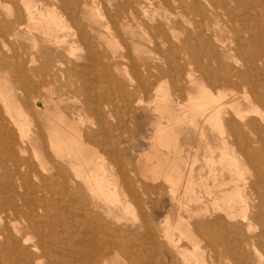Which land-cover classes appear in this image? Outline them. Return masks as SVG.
<instances>
[{
    "label": "bare ground",
    "instance_id": "bare-ground-1",
    "mask_svg": "<svg viewBox=\"0 0 264 264\" xmlns=\"http://www.w3.org/2000/svg\"><path fill=\"white\" fill-rule=\"evenodd\" d=\"M95 1L0 0L1 42L5 35L17 38L24 33L32 41L33 47H37L40 38L37 33H40L46 43L62 49L69 41L66 34L59 32V28L70 21L76 29L72 43H80L85 50L84 55L77 57L82 60L81 63L71 62V68L66 70H61L54 64L50 69L51 75L67 72L77 77V81L69 84V90L74 94L71 115L77 116V123L69 122L70 118H67L65 111H57L59 122L46 126L36 125L30 133V129L25 131L21 126L16 129L19 126L16 121L18 119L14 116L15 120L12 111L19 107L11 89L2 84L8 79L0 73V171L6 173L7 168L3 170V167L8 166L9 162L16 166V174L8 169L12 174L8 171L7 174H0V264H155L158 255L163 257L159 249L165 247L162 246L164 241L170 252L182 255L183 264H220L224 254L221 255L222 252L217 249L218 244L230 254V259H236L231 264H264V115L259 109L260 105L264 107V0H102L101 7L95 5ZM173 2L178 3L186 16L189 14V22L195 28L184 30L186 37L183 39L175 38L183 43L187 51L194 54L196 61L203 52L216 63L215 69L198 64L201 82L193 77L192 71L187 72L186 77L179 72L180 60L175 57L177 48L167 35L177 28L176 22L169 16ZM151 4L157 5L163 12L157 16L149 14ZM141 12L149 19L142 18L138 22L141 33L138 37L132 33L131 43L136 46L145 40L157 43L151 35L157 34L161 43L168 47L156 44L153 53L150 51L151 55L137 59H133L127 51L108 53L104 44L123 37L122 34L130 27V23L141 18ZM222 19L230 20V32H233L230 46L220 43L218 30ZM211 33L213 36H210ZM213 40L218 42V52L215 51ZM232 50L241 56L242 67L230 65L229 69H223L227 65L224 60L233 57ZM49 56H46V62L40 68L15 65L17 79L25 84L32 83L34 76L48 71L51 64ZM119 58L130 60L132 77L128 80L122 76L125 71H120L122 63ZM180 59L183 60L182 57ZM160 61L167 66L160 65ZM29 72L35 74L30 75ZM4 73L7 74L5 71ZM167 79L172 80L174 97L164 89ZM204 81L216 86H242L245 90L241 99H238L237 92H231L232 99L229 102L225 101L227 94L221 91L213 93L202 83ZM33 83L37 91L40 88L49 93L54 91L50 92L43 81ZM194 87L197 88L196 95H193ZM161 92L163 98H170L169 106L172 109L179 106L182 111V114L173 117L168 123L160 121L159 125L162 127L158 128L157 134L161 132L159 137H169L164 146L167 147L168 142H174L177 146L179 136L174 134L175 128L183 123L197 127L200 124L197 115L204 118L205 122L220 126L226 121L230 136L219 129L221 141L226 144L229 139L230 145L238 147L255 167L254 173L245 176L246 171L236 153L230 152V194L214 197L212 200L214 209L224 211L225 215L218 214L213 219L209 216L211 220L206 218L194 222H190L192 218L189 217L190 220L186 221L184 218L186 222L182 223L179 208L178 222L176 225L169 224L167 216L163 221L168 229L162 234L153 227L148 212L142 213L140 222L132 224V228L121 226L123 223L119 211L122 207L130 205L131 201L143 194L142 191L152 187L144 185L141 179L135 183L136 180L129 177L128 174L132 176L135 169L125 162L123 139L118 135L121 129L122 132L128 129L122 121L116 120L121 109L108 104L113 97H120L128 105L125 100L131 98L136 107L145 103L144 96L157 97ZM184 96H187V101L183 103L181 99ZM48 100L42 99L47 111L50 109L49 102H55V99ZM58 103L57 101L55 104ZM228 106L230 112L226 110ZM190 109L196 112L192 113ZM30 112L32 114L33 110ZM226 114H230V118L225 120ZM84 115L89 116H86L89 122L83 128L79 121L83 122L80 119L84 117V122L87 123ZM28 116L31 118L29 114ZM28 116L24 118L27 119ZM33 120L29 124L34 123ZM73 120L76 121L75 118ZM23 123L26 125L28 122L25 120ZM201 130V135H204V129ZM115 131L118 132L115 134ZM44 132L48 140L45 139ZM159 137L158 139H162ZM26 145H30L37 164L27 158L28 155H24L26 158L22 157L23 153L29 151L26 150ZM223 154L224 157L227 156L226 152ZM179 157L180 154H177L172 162H168L171 165L166 170L175 169L180 174H166L165 170L163 175L166 174L170 183L180 182V188L183 187L189 200L200 205L207 213L208 209L203 205L212 193L205 183V177H200L199 189H195L193 167L188 172L184 171L186 165L181 169L178 165L174 167ZM161 161L158 160L153 165L154 171L161 168L164 170ZM20 166H25L26 173L17 171ZM39 167L44 171L48 168L54 171H50L51 174H40L44 171L39 172ZM47 172L50 173L49 170ZM173 185L170 187H175ZM172 193L175 196L177 192L172 190ZM218 200L223 201L224 205ZM237 208L240 209V214L236 213ZM188 210L190 211L189 208ZM189 211L186 214H192ZM226 218L229 219L227 222ZM238 218L241 222L230 223L229 226V221ZM181 225L186 230L182 229L180 234L186 237L185 241L190 243L189 246L182 243L184 241L181 236L175 237L174 230ZM256 225L260 228L256 229L258 231L254 229ZM218 227L225 229L222 240L211 234ZM228 233L230 243L225 236ZM161 239L164 241L161 242ZM252 250L256 261L251 260ZM119 258L121 262L115 261Z\"/></svg>",
    "mask_w": 264,
    "mask_h": 264
},
{
    "label": "rangeland",
    "instance_id": "rangeland-1",
    "mask_svg": "<svg viewBox=\"0 0 264 264\" xmlns=\"http://www.w3.org/2000/svg\"><path fill=\"white\" fill-rule=\"evenodd\" d=\"M46 1H49V0H46ZM101 1L102 0H96L94 4L101 7ZM149 6H150L148 8L149 14H154L155 16H157L159 13L163 12V10L161 8L159 9V7L157 5L155 6V5L151 4ZM188 15L187 16L185 15L183 10L178 6L177 2H173L172 3V12L169 14V16L171 17V19L174 22H176L177 28L168 32L167 35L172 39V43L177 48V50H175V51H177L175 54V57L178 60H180L179 72L184 77H186V73L189 71H192L193 77H195L196 79H198L201 82V80L199 79L200 67L198 66V64H201L202 67L215 69L216 63L213 60L209 59L207 57V55L204 54L203 52L200 53V57L196 61V59H194V54H192L191 51H189V50L187 51L185 46L183 45V43L175 38V37H179V39H183L184 37H186V33L184 32V30H187L188 28H189V30H191V29L195 30V28H193V26L189 22V19H188L189 16ZM139 16L141 18H139L138 21L135 20V21H132L130 23V27L126 31H124V33L122 34L123 37L115 38L110 43L104 44V49L108 53H113V52L125 53L127 51L131 54V57L133 59H137L140 57H147V56L151 55L150 51H151V53H153L152 50L156 44L163 45L161 43V40L158 39L159 36L157 34H151L156 39L155 42L158 41L157 43L148 42L146 40L143 41L138 46L131 43V41H130L131 34L135 33V34H137V37H138L141 33V27L139 26L138 22L142 18L145 20L149 19L147 16L144 17L145 14H143L142 12L140 13ZM94 18H91V19L94 20ZM103 21H105V19H103ZM61 30H63V31H61ZM34 32H36V31H34ZM59 32L61 34H66V36H67L66 39H67V41H69V44H67L62 49H58V48L54 47L53 45H49L48 43H46L43 40V37H41L40 33H37V35L40 37L38 40L37 47H33L32 41L28 40L24 33L22 35L20 34V36H18L17 38H14L12 36L9 37V36L5 35L4 37H2V39H3L2 41L4 43L0 41V73L2 72V76H4L5 78L8 79L7 82L3 81L2 84L7 86L9 89H11V93L15 96L16 104L20 108V110H19V108H14L12 111L13 117L15 116L18 119V120H16V118L14 117L15 120L18 122V125H19L18 128H16V126H17V124H16V126H15L16 129L21 128L22 130H25V131L30 129L29 130V133H30V131H32L36 127V125L42 124L43 126H46L52 122H59V120L57 119V111H62V112L65 111L64 113L68 114V115H66L67 118L68 119L70 118L69 122L77 123L79 120L76 115H73V114L71 115V110H72L71 107L74 104L73 103L74 102V98H73L74 94L69 90V84L73 81H77L78 80L77 77L74 76L73 74H70L67 72H65L63 74L60 72H56L57 74L51 75L50 69L53 67L54 64H55L54 66L57 65V67H59L61 70H66V69L71 68V67H69L71 65V62H74L76 64L81 63L82 60H80V59L78 60V58L81 57L82 55H84L85 50L83 48V45H81L80 43H74V44L72 43V41L75 38L73 34L76 33V29L74 28L72 22L69 21V22H67L66 26H64L61 29L59 28ZM218 32H219V36L221 38L220 43L230 46V44H232V41H233V39H231L233 36V32H230V20L229 19H222L221 20L220 29L218 30ZM0 33H1V31H0ZM210 36H213V33H211ZM213 44H214L213 46L215 47V51L218 52V49L216 48V44L218 45V42L213 40ZM126 45H127V47H126ZM5 46H6V48H5ZM163 46L168 47L167 45H163ZM220 52H226V51L220 50ZM232 53H233L232 58L229 57L228 59L224 60V62L227 65L224 66L223 69H229L230 65L242 67L241 66V64H242L241 56L237 55V53L234 50H232ZM47 55H50L49 57L51 59L50 60L51 64H50L48 71L43 73V74L41 73L38 76H34L32 78V80L33 81H37V80L43 81L45 86L48 87L47 89H49L50 92L54 90L53 92L49 93V92H47L48 90L42 89V88H40V89L38 88L39 90L37 91V88H35L33 81L30 84H25V83L20 82L17 79V72L15 70V65H19V64L33 65L34 68H40V66H43L45 64V62H46L45 60H46ZM157 55H160V54H157ZM181 57L183 58V60L180 59ZM33 58H35L36 60L33 61ZM119 60L122 63V65L120 66L121 73L123 70L125 71L124 73H122V76L125 78V80H128L129 78L132 77L130 60H129V58L128 59H126V58L120 59L119 58ZM60 63H62V64H60ZM159 64L162 66L163 65L167 66L166 64H163V61H160ZM4 71L7 74H5ZM33 73L35 74V72H33ZM33 73L29 72L30 75H32ZM202 83H204L206 85V87L211 89L213 93H217L218 91H221L222 93L227 94V96L225 97V101H229V102L232 99L230 97L231 92H233V91L237 92V96L239 97L238 99H241V95H243L242 93L245 90V88L242 86L234 87V86H230V84L216 86L214 83H209L208 81H204ZM30 86H32V88ZM30 89H33V90L30 91ZM164 89H165V91H168L170 94H172V93L174 94L172 80L167 79L164 82ZM112 90H113V88H112ZM196 93H197V88L194 87L193 95H196ZM46 94H48V95H46ZM49 94H51V95H49ZM78 95H80V94H78ZM173 97H174V95H173ZM59 98H60V100H59ZM42 99H46L47 101H49L48 99H50V100L55 99L54 104H52L54 100H52V103H51V101L49 102L50 109L48 111L45 110V107L43 106ZM65 99L67 100L66 102H65ZM143 99L145 100L144 101L145 103L144 104L141 103L139 106L136 105V107L134 106L135 105V101H133L134 99H131V98L125 100L128 102V105H125V102L123 100H121L120 97H113V99H110L108 102L109 106H113V107L115 106V107H118L121 109L122 112L118 113L119 116L116 118V120L122 121L127 126V129H128V130L124 129L125 132H122L123 129H121L122 131L118 130L120 132L115 131V134L118 132V135H121V137L123 139V145H124L123 151H124L125 162L128 165H131L133 167V169H135V170H133V174L135 172V174L137 175L136 176L135 174L134 175L132 174V176H133L132 177V176H130L131 174H128L129 177L133 181L136 180L135 183H137L141 179V180H143L142 183L144 185H147L150 188L152 187V189H150L151 191L149 189L148 190L146 189L145 190L146 192L142 191L143 194H141V196H139V198L137 200H135V201L133 200V201H131L130 205L122 207V209L119 211V214L121 215V218H122L121 220L123 223L121 226L126 227V228H132L131 227L132 224H137L140 222L142 213L145 214L146 212H148L149 220L153 224V227H155L157 229V231L160 234H162L164 231H166L168 229L167 224L165 223V221H163L166 219L167 216H169V224H171V225H176V223L178 222L177 219L179 216L183 217V218H181V221H180L182 223H185L187 220H190L191 218L192 219L190 222H194L195 220L206 219V218H208L207 220H211V218L209 216H211L213 219L215 217V215H218V214L219 215L222 214L224 216L225 215L224 211L214 209V206H213L214 204H213L212 200L214 197L220 198V197H223L227 193L230 194V157H229L230 152L233 153V151H234V153H236V157H237L238 161H240V163L242 164V167H244V170L246 171V172H244L245 176H248V174H252L255 172V167L253 166V164H251V162L248 161L243 156V154L241 153V151L239 150L238 147H236L235 145H230L229 139L227 141L228 143H226L227 145L223 144V142L221 141L220 130H224L225 135H229V130L227 129L226 121L222 124V126H220V125H217L215 123L205 122L204 118H200L196 114L197 116L196 115H194V116L197 117V120H199L200 124H198L197 127L193 126L192 124H188V123H183L181 125H177L175 130L172 129V131H170V132L172 133L174 130L176 132V133L174 132V134H176L177 137L179 136L178 137V145L175 146L174 142H168L167 143L168 145L166 144L167 145V147H166V146H164V143H166L169 140V139L167 140V138H169V137H166L165 135H160V137H162V139H161L159 137V134H161V132L157 134V132H159L158 128L160 129L162 127L159 125L160 121H162L164 123H168L170 121V119H172L173 117L182 114V111H181L179 106H176V108L172 109L169 106L170 98L169 97L167 99L163 98L162 92L157 97L155 95L144 96ZM56 100L59 103L60 102L61 103L55 104L57 102ZM70 100H72V102ZM181 100H183L182 101L183 103L186 102L187 96L182 97ZM25 102L27 103V105L28 104L29 105L27 106L25 104ZM29 102H31V104ZM63 104H65V105H63ZM32 105H34V106H32ZM58 105L60 107L59 108L60 110L58 109ZM103 105H105V104H103ZM161 105H162V107H161ZM53 106L55 107L56 110H54ZM31 109L33 110V113H32L33 116L30 112V111H32ZM259 109H261V111L264 115V107L260 105ZM23 110H24V112H23ZM226 110H228L230 112V106H228L226 108ZM158 111L161 113H159ZM190 111L192 113L196 112V110H194V109H190ZM19 112H21L22 114L25 113L26 114L25 116L23 114V116L25 118L29 114L31 118H29V116H28L27 119L29 118V121H32L34 119L33 120L34 123L29 124L31 122L27 121V119H25ZM48 112H50V113H48ZM54 112H56V113H54ZM118 114H116V115H118ZM160 114H162L163 117ZM49 116L51 119H49ZM51 116H53V117H51ZM84 116L89 117L88 115H84ZM225 116H226L225 120L230 118V114H226ZM87 117H86L87 123L84 122L85 121L84 117H83V119H82V117L80 119L83 122L79 121V124L82 123L80 126H83V128L89 122V119ZM72 118L73 119L75 118L76 121H74ZM163 119H165V120L163 121ZM25 120H26V122H28L26 125H25V123L22 124V122L23 121L25 122ZM9 125L12 126V124H9ZM29 126H30V128H29ZM26 128H28V129H26ZM201 128L204 129V131H203L204 135H201V131H202ZM213 129H215V130H213ZM121 133H125V134L122 135ZM44 135L46 137L45 139L48 140L45 132H44ZM158 137L160 139H158ZM162 141H164V142H162ZM45 144H46V141H45ZM26 146H27L26 150L28 149L30 151V155H29V151L27 150L28 152H26V154L23 153L22 157L24 155L25 156L28 155V157L27 156L26 157L29 158L33 163L37 164L38 161L37 160H36L37 162L35 161V157H34L33 153L31 152L30 145L29 146L26 145ZM224 149H226V150H224ZM175 150H177V152H175ZM224 152H226V155H227L226 157L223 156ZM161 153H163V154H161ZM177 154L178 155L180 154V157H182V158L184 157V160L186 159V161L182 160V158L179 157L180 161L178 160L177 164L174 163V167H176V165H178L181 169L182 167L184 168V166L186 165L184 168L185 172H188L189 169L193 167L192 168V174H193L194 180H195V189H197V190L199 189L200 177H202V176H203V178L205 177L204 178L205 183L207 186H209L208 188L210 189V191L212 193L208 197V199H206V202L203 205L204 208L208 209L207 210L208 214L203 211V208L201 209L199 207L200 205L189 200V197H187V195L184 193V191L182 189L183 187L180 188V186H181L180 182L177 181V182L173 183V181H172V183L175 184V187H170L173 184L170 183V181H171L170 179L168 181V178H166L167 177L166 174H169V173L170 174H176V176H177V174H180V173H178L177 171L175 172V169H172V170H166V169H167V166L171 165V163H168V162H172L174 160V157ZM25 156H24V158H26ZM158 156H160V157L158 158ZM167 156H168V158H167ZM193 157H194V159H193ZM158 160H160V161L162 160L161 164H163L162 166L164 168V170L162 168L160 170H158L159 172L154 171L152 169L153 165L158 163ZM167 160H169V161H167ZM191 162H192L193 166H191ZM9 164L11 166H9ZM9 164H7L8 166H6L5 168L3 167V170H5L7 168L9 171L11 170L13 172V174L14 173L16 174V172H15L16 166H14L13 163H11V162H9ZM108 165L109 164H107V166ZM150 165H152V166H150ZM13 166H14V168H13ZM10 167H12L14 169V171ZM23 167L24 168H22V166H20L19 170H17V171L18 172L20 171V173H26L25 171H27V169H25V166H23ZM108 167H110V165ZM1 168L2 167H0V170L2 171ZM7 169H6V173L5 172L1 173V171H0V174H7L9 172ZM51 169L48 168L46 171L49 170V172L51 171L53 173L54 169H52V170ZM38 170H39V172H40V170H41V172L44 171L41 168ZM165 170H166V174H164L165 175L164 176L163 173L165 172ZM46 171H44V173H40V174H51V172L46 173ZM12 172H9V173L12 174ZM112 172H114V171H112ZM155 172H157V173L155 174ZM182 175L184 176V174H182ZM186 175L187 174H185V176ZM170 188L173 191L177 192L176 193L177 196L176 195L174 196V194L172 193V190ZM174 188H177V189H174ZM178 193H180V194H178ZM144 194L146 196H144ZM182 194H184V196L186 198ZM181 196H183V198H185V199H183ZM178 198L180 201L177 200ZM142 199L146 203L143 202ZM182 199L184 202L181 201ZM188 200H189V202H188ZM218 201L220 202L221 205H224L223 201H221V200H218ZM135 202L137 203V205ZM178 202H179V204L181 203L182 205L181 204L179 205ZM134 203L136 206L134 205ZM183 204H185V205H183ZM186 204H187V206H186ZM141 205H143L144 207ZM146 207H147V209H146ZM179 208L181 209V212H180L181 215L179 214V211H178ZM188 208L190 209V211L188 210ZM124 209H126L125 212H124ZM136 209H137V211H135ZM188 211L189 212L192 211V214L187 213L189 216L186 214V212H188ZM195 212H197V213L194 214ZM214 212H215V214H214ZM236 213H239V214L241 213L239 208H237ZM178 214H179V216H178ZM196 215H197V217H196ZM189 217H190V219H189ZM184 218L186 221L184 220ZM225 220H226L225 222H227L229 219L226 218ZM239 222H241V221H239V218H238L235 221H229L228 224L230 226V223L231 224H238ZM128 224H130V225H128ZM163 227L164 228L166 227V229H164ZM182 229L186 230V227H182V225H181V226H179L178 229L174 230L175 237L181 236V238H183L182 240L184 241L182 243L184 245L188 244L187 246H189L190 243L185 241L186 237H184L180 234ZM254 229H255V231H258L260 228H259V226L256 225L254 227ZM256 229H258V230H256ZM224 230H225L224 227H218V228L212 230L211 234L213 236H215V238L218 237L222 240ZM225 236H226V238L228 237L227 238L228 243H230V239H229L230 234L225 235ZM162 240L163 239H161L160 241L162 242ZM163 245L165 247H163L162 250L159 249L161 251V254L163 257L161 258V255H158L157 257H159V258H157V257L155 258V260H156L155 264H163L164 261H165L164 262L165 264H183L184 260H183V257L181 254H178L177 252H174V251L170 252L168 250V247H167V244L165 241L162 242V246ZM217 247H218L217 249L219 250V252H222V254L221 253L220 254L221 255L224 254V257H221V259H220V262L222 261L221 263L219 262L220 264H231V262H233V260L234 261L236 260L235 258H233V260L230 259V254H227L226 251L223 250L222 246H220L218 244ZM119 260L117 259L115 261L121 262L120 258H119ZM160 260H161V262H160ZM162 260H163V262H162ZM251 260L256 261V255H255L254 251L251 254Z\"/></svg>",
    "mask_w": 264,
    "mask_h": 264
}]
</instances>
